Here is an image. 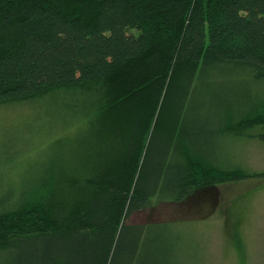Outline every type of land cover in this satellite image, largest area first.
<instances>
[{
	"label": "trees",
	"instance_id": "1",
	"mask_svg": "<svg viewBox=\"0 0 264 264\" xmlns=\"http://www.w3.org/2000/svg\"><path fill=\"white\" fill-rule=\"evenodd\" d=\"M240 73L264 78V0H0V101L95 89L74 202L24 189L0 264H180L169 221L130 216L251 176L223 151L264 127V102L234 100Z\"/></svg>",
	"mask_w": 264,
	"mask_h": 264
},
{
	"label": "rangeland",
	"instance_id": "2",
	"mask_svg": "<svg viewBox=\"0 0 264 264\" xmlns=\"http://www.w3.org/2000/svg\"><path fill=\"white\" fill-rule=\"evenodd\" d=\"M234 87V100L240 91L241 98L264 102V78L240 73ZM93 93L92 85L65 86L0 101V212L17 206L21 192L34 187L62 191L74 202L75 185L87 174ZM86 98L91 105L83 109ZM242 132L228 138L223 151L230 166L250 177L200 189L179 205L162 204L130 216L132 223L169 221L180 264H264V142L255 135L264 127Z\"/></svg>",
	"mask_w": 264,
	"mask_h": 264
}]
</instances>
